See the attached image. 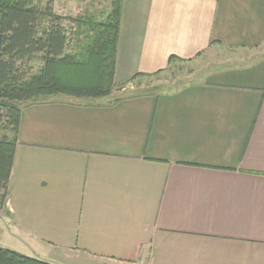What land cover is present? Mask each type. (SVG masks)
Listing matches in <instances>:
<instances>
[{
	"label": "crops",
	"instance_id": "0c3cea01",
	"mask_svg": "<svg viewBox=\"0 0 264 264\" xmlns=\"http://www.w3.org/2000/svg\"><path fill=\"white\" fill-rule=\"evenodd\" d=\"M208 50L232 62L125 93ZM115 84L23 105L0 246L52 264H264V0H124Z\"/></svg>",
	"mask_w": 264,
	"mask_h": 264
},
{
	"label": "trees",
	"instance_id": "16d2710c",
	"mask_svg": "<svg viewBox=\"0 0 264 264\" xmlns=\"http://www.w3.org/2000/svg\"><path fill=\"white\" fill-rule=\"evenodd\" d=\"M56 1L0 0V212L8 202L23 105L56 94L105 97L116 87L124 0L77 18L56 13ZM0 264L52 263L0 246Z\"/></svg>",
	"mask_w": 264,
	"mask_h": 264
},
{
	"label": "rangeland",
	"instance_id": "374dc122",
	"mask_svg": "<svg viewBox=\"0 0 264 264\" xmlns=\"http://www.w3.org/2000/svg\"><path fill=\"white\" fill-rule=\"evenodd\" d=\"M111 0H57L54 4V11L60 15L77 18L78 16L91 12L101 11L109 7ZM71 28L73 23L67 21ZM225 50H208L203 56L194 61L181 63L178 67H172L157 75L139 76L127 87L125 93L143 94L164 92L168 89L178 88L187 83L201 79L202 75L216 64L231 63V59L226 58ZM121 90L115 87L114 91ZM118 93V92H117ZM5 133L0 129V135ZM1 227V220H0Z\"/></svg>",
	"mask_w": 264,
	"mask_h": 264
}]
</instances>
